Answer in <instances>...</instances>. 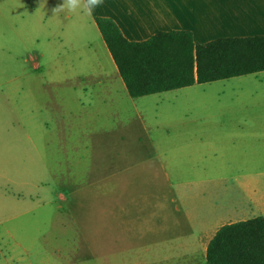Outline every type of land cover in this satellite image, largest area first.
<instances>
[{
  "label": "rangeland",
  "instance_id": "obj_1",
  "mask_svg": "<svg viewBox=\"0 0 264 264\" xmlns=\"http://www.w3.org/2000/svg\"><path fill=\"white\" fill-rule=\"evenodd\" d=\"M58 3L0 0V264H207L164 217L165 175H189L168 145L212 132L200 120L260 117L263 74L140 99L142 119L69 122L73 76L115 65L92 14L53 16ZM142 169L151 184H130Z\"/></svg>",
  "mask_w": 264,
  "mask_h": 264
},
{
  "label": "crops",
  "instance_id": "obj_2",
  "mask_svg": "<svg viewBox=\"0 0 264 264\" xmlns=\"http://www.w3.org/2000/svg\"><path fill=\"white\" fill-rule=\"evenodd\" d=\"M91 14L95 23L96 18L112 19L133 43L173 31L192 33L197 45L264 37V0H103ZM109 57L114 69L77 73L68 84V91L74 94L69 122L87 125L90 118L117 124L123 119H142L138 100L161 96L170 102L171 93L203 86L133 99L111 53ZM260 74L264 86V72ZM158 115L155 111L153 117ZM203 121L214 127L212 132L180 135L176 143L170 139L168 145L173 154L177 152L180 160H185V174L189 175L173 183L164 166L162 172L173 191L170 203L175 214L164 217L171 226L172 221L177 224V216L184 221L191 237L189 252L201 254L206 262L209 244L222 227L264 218V160L260 157L264 154V111L260 117L209 118L198 124ZM73 136V141L81 139ZM151 146L153 156L158 155ZM232 172L235 175L227 177ZM131 179L130 184H151L143 169ZM148 200L140 198L138 203L147 205Z\"/></svg>",
  "mask_w": 264,
  "mask_h": 264
},
{
  "label": "trees",
  "instance_id": "obj_3",
  "mask_svg": "<svg viewBox=\"0 0 264 264\" xmlns=\"http://www.w3.org/2000/svg\"><path fill=\"white\" fill-rule=\"evenodd\" d=\"M95 21L133 99L264 72V37L197 45L192 33L173 31L133 43L112 19ZM206 262L264 264V218L222 227Z\"/></svg>",
  "mask_w": 264,
  "mask_h": 264
},
{
  "label": "clouds",
  "instance_id": "obj_4",
  "mask_svg": "<svg viewBox=\"0 0 264 264\" xmlns=\"http://www.w3.org/2000/svg\"><path fill=\"white\" fill-rule=\"evenodd\" d=\"M47 0H41V6H46ZM103 0H63L51 9L53 16L57 13L67 10L69 13H75L82 10L85 14H91L96 8L101 7Z\"/></svg>",
  "mask_w": 264,
  "mask_h": 264
}]
</instances>
